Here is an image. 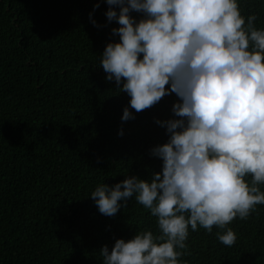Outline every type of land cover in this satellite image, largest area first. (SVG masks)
<instances>
[{"label":"trees","instance_id":"16d2710c","mask_svg":"<svg viewBox=\"0 0 264 264\" xmlns=\"http://www.w3.org/2000/svg\"><path fill=\"white\" fill-rule=\"evenodd\" d=\"M238 3L264 28V0ZM108 8L106 0H0V264H103L104 245L159 234L135 196L115 216L101 214L90 196L101 183L162 171L151 149L169 134L156 121L176 118L180 102L170 93L142 112L130 108L135 118L122 121L130 97L100 65L106 45L119 41ZM228 227L237 236L231 247L217 238L223 230L189 228L190 254L180 259L264 264V205Z\"/></svg>","mask_w":264,"mask_h":264},{"label":"clouds","instance_id":"9594fccd","mask_svg":"<svg viewBox=\"0 0 264 264\" xmlns=\"http://www.w3.org/2000/svg\"><path fill=\"white\" fill-rule=\"evenodd\" d=\"M106 3L119 41L106 45L100 65L106 80L130 97L122 121L135 118L130 108L142 112L170 93L180 102L172 108L176 118L156 121L169 134L151 149L162 171L150 180L101 183L90 194L105 216H115L135 196L157 218L158 235L138 231L116 239L111 249L104 245L103 264H186L180 257L190 254L189 228L212 233L216 227L223 230L218 240L233 246L237 236L228 225L264 205V28L256 27L258 14L245 18L238 0Z\"/></svg>","mask_w":264,"mask_h":264}]
</instances>
